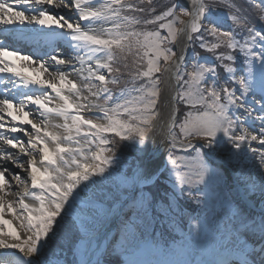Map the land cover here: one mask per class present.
Here are the masks:
<instances>
[{
  "label": "snow or ice",
  "instance_id": "obj_1",
  "mask_svg": "<svg viewBox=\"0 0 264 264\" xmlns=\"http://www.w3.org/2000/svg\"><path fill=\"white\" fill-rule=\"evenodd\" d=\"M245 2L247 7L234 0H187L190 7H184L182 0L166 6L158 0H0V25L47 29L48 38L67 40L76 52L72 59L80 64L72 67L78 77L72 79L59 70L71 67L72 61L59 54L35 59L0 44V73L8 75L13 88L27 89L9 96L5 86L0 98V264H76L57 255L53 238L60 232L72 233L75 222L70 218L76 215L80 192L109 178L119 144L131 142L137 153H143L156 134L165 72L175 78L171 99L187 106L182 118L180 108L173 106L160 129L172 165L171 176L164 177L169 171L165 165L161 177L170 179L172 187L157 177L154 185L162 195L159 191L133 195L125 213L126 230L141 227L133 216L147 218L157 207L176 212L186 188L192 199L193 191H200L194 186L220 183L223 177L209 164L215 157L255 155L258 150L252 142L264 148V0ZM57 8L72 15L54 11ZM182 36L187 43L198 42L211 56L196 53L188 70L184 48L179 55L173 50ZM237 53L243 56L239 67ZM53 65L56 71H50ZM218 68L227 74L223 82ZM257 71L259 100L254 95ZM93 112L95 119L87 115ZM257 120L261 126L250 132L248 126ZM178 149L187 154L177 155ZM259 158V182L243 177L244 196L233 212L240 255L210 264H264V151ZM6 164L24 169L27 178L10 172ZM158 169V163L153 167L141 161L123 182L130 178L133 184L144 183ZM9 177L24 184L30 180L31 190L8 199ZM127 204L125 200L120 211ZM76 219L87 231L90 225L78 215ZM150 223L145 219L144 226ZM21 232L28 235L22 238ZM78 238V232L72 235L73 240Z\"/></svg>",
  "mask_w": 264,
  "mask_h": 264
},
{
  "label": "rangeland",
  "instance_id": "obj_2",
  "mask_svg": "<svg viewBox=\"0 0 264 264\" xmlns=\"http://www.w3.org/2000/svg\"><path fill=\"white\" fill-rule=\"evenodd\" d=\"M158 2L161 6H166L174 2V0H158ZM234 2L239 6L247 7L245 0H234ZM174 46L173 50L175 51ZM223 50L220 49L219 51ZM196 53H199L202 57L211 56L210 53L199 47L198 42L191 44L188 57L184 62L188 70L192 69ZM237 55L239 56L237 67H239L243 56L238 53ZM201 62L204 61L201 60ZM258 64L259 62L257 61V67ZM218 72L220 73L221 82H223L227 74L222 68H218ZM237 75H243V73L238 72ZM255 76L254 95L259 100L258 71ZM125 79H127L126 73ZM121 86L123 84L117 86V89ZM251 99L252 96L250 95L249 103H251ZM177 107L180 108V117L182 118L183 113L187 111V106L181 102L177 104ZM236 114L239 115L240 113ZM258 115V112H253V116ZM92 118L95 119L96 117ZM241 119H243V116H241ZM249 131L252 132L254 130L249 128ZM143 147V153H137L135 147L131 146V142L120 143L116 149L117 163L113 166L111 175L102 184L92 185L88 202L95 204L96 208L99 209L100 217L95 223V228L89 231L96 232L100 228L102 229L106 221L105 216L109 205L111 204L112 206L124 202L125 198L133 190L134 184L130 178L129 183H124L123 178L146 155V145ZM189 153L195 155L191 149ZM176 154L186 155L187 153L181 152L178 149ZM221 156H223V160L214 158L213 161H209V164L220 173L223 180L220 183H210L207 187L205 185L194 186V188H199L200 191H193L192 199L187 197L186 188L185 195L180 198V206L176 212L165 213L157 207L155 213L149 210L147 218L133 216V221L141 225V227L135 231H128L124 228V222L126 221L125 213H129L132 201L128 202L123 207V211H121L119 221L100 260L101 264H117V262L118 264H210V262L224 259H236L240 255L239 241L234 231L235 221L233 219V212L237 204L230 195L231 183L222 167H235L245 172L248 169L251 170L253 166L251 164L241 165L240 161L242 160L250 161L245 154L236 157H233L232 154H221ZM224 157L227 158V161L224 160ZM166 165L169 171L164 172V177L171 176L172 165L168 163L167 155ZM160 178L162 184L168 188L172 187L170 179L161 176ZM11 180L15 181L12 178ZM15 185L17 184L15 183ZM237 185L241 186L242 183L239 182ZM158 191L161 195L163 194L162 190L153 184L141 189L136 197ZM219 192H222L226 196V199L221 202H217L215 199ZM117 196L119 197V201L115 200ZM197 199L200 201L199 204L196 202ZM86 209L91 208L88 207ZM70 219L75 222V227L72 229V233L66 232L68 236L64 240L72 238V235L81 229L80 224L75 218L71 217ZM145 219L151 222L150 226H144ZM196 224L199 225V228L194 227ZM22 233L24 237L28 235L26 232ZM79 236H83V232H80ZM54 239L55 237L52 244L55 241ZM70 252L69 250H65L64 252L61 250V254L57 255L73 261Z\"/></svg>",
  "mask_w": 264,
  "mask_h": 264
},
{
  "label": "bare ground",
  "instance_id": "obj_3",
  "mask_svg": "<svg viewBox=\"0 0 264 264\" xmlns=\"http://www.w3.org/2000/svg\"><path fill=\"white\" fill-rule=\"evenodd\" d=\"M59 3V0H57ZM184 7H190L187 3V0H182ZM54 11L60 12L61 14H65L66 16H71L72 13L63 9V8H57ZM106 27L109 25H105ZM47 29H40V26H22V25H11V26H3L0 25V42H7V46L22 51L24 55H32L35 59H40L42 56L45 60L48 59L49 55H57L59 54L62 58L71 60L72 66H59L60 71H65L67 73H70L72 79H78L77 74L72 71V67L79 68L80 64L72 59L76 52L69 46L67 40L64 39H50L48 38L45 33L47 32ZM186 45V47H185ZM188 46H191L190 43L186 42V37H181L180 40L177 42V44L174 46L175 51L180 54V50L184 48V56L186 55V49ZM83 54V53H81ZM57 66L53 65L50 71H56ZM107 74V73H105ZM45 76L48 75V73L44 74ZM8 75L4 73H0V98H4V87L7 86L10 89V92L8 93L9 96H11L12 93H18V92H24L27 91V89L20 87L18 89L13 88L12 83H8ZM162 94H161V110H162V120L158 121L157 123V131L156 134L148 139L146 142V156H144L141 161L145 164L151 165L155 167V165L159 164V169L154 173L153 177L148 179L144 183H137L134 184V186H143L148 187V184L150 181L155 180L157 177L161 176L162 172V166L164 162V157H161L158 154V151L163 144L161 141L163 140V132L160 130L162 123L165 122L168 114L170 113L171 109L175 104L177 105L176 101L172 100L171 97L174 95V88H175V78L174 75L171 72H165L162 76ZM87 94V93H85ZM258 94L260 95V92L258 91ZM260 115V113H258ZM89 118L96 117L95 113H87ZM7 119V118H6ZM55 122H61L54 118ZM250 123V122H249ZM261 126L260 121L257 120L256 123L252 126H248L252 130H258ZM12 135H18L23 138V136L20 133H14ZM26 143V141H25ZM7 148V146H4ZM252 148L257 149L258 151L254 155L251 152H246V156L249 158L248 160H242L240 161L241 165H249L251 164L253 168L251 170H246L245 172L238 170L235 167L230 168H223L225 173L231 177L228 180L231 183V189H230V195L233 198L234 202L237 204V200L241 199L244 196L242 185L239 186L237 183L241 182L243 177L251 176L253 180H255L257 183L260 179V172H261V166H260V158L259 154L260 151H264V148L258 143V142H252L251 144ZM39 159V157H37ZM215 159L223 160V156H217ZM224 160L227 161V158L224 157ZM25 163V169H27V163L24 158H22V161ZM6 167H8L10 172H17L19 171L20 175L23 178H27L25 175L24 169H18L13 165L6 164ZM243 174V175H242ZM7 175V174H6ZM9 181L11 184V188L8 190L10 192V195H8V199L10 200H16L18 195L25 190H31V183L30 180L27 184L13 181L11 180V177H9ZM15 183L17 185H15ZM19 185V186H18ZM92 189V185L89 186L87 190L80 192V197L77 199L75 204V214L78 215L81 219H83L90 227L85 231L84 229L77 230L76 232L80 233L83 232V236H79L78 239L73 240L72 238L64 240L68 234L66 232H60L58 233L57 237H55V241L52 244L54 250L57 254H61V250L63 252L66 250H69V247H71V257L73 261L76 262V264H79L80 260L84 261H91L92 264L97 259H100L103 256V253L105 251V248L107 247L111 235L113 234V231L116 228V225L120 218V204L112 205V210L107 211L106 213V221L103 225L102 229L100 228L96 232L89 231L92 228H95V223L97 219L100 217L99 209L96 208L95 204H90L88 202V197L90 196ZM240 189L238 192L237 190ZM228 197V196H227ZM217 202H221L226 199V196L219 192L217 195V198H215ZM256 197H252V200L255 201ZM29 203H32V201H29ZM257 208L259 207L258 204L255 205ZM91 209H86V208ZM76 215H73V218L76 219ZM6 219H11L10 214H6ZM78 223L80 224L79 220L76 219ZM15 223V222H14ZM81 226V225H80ZM21 237L25 238L22 236ZM69 238V237H67ZM0 252H3V250H0Z\"/></svg>",
  "mask_w": 264,
  "mask_h": 264
},
{
  "label": "water",
  "instance_id": "obj_4",
  "mask_svg": "<svg viewBox=\"0 0 264 264\" xmlns=\"http://www.w3.org/2000/svg\"><path fill=\"white\" fill-rule=\"evenodd\" d=\"M189 50H190V47L188 46V48L186 49V55L188 54ZM184 55H185V54H184ZM186 59H187V56H185V60H186ZM175 106L177 107L176 104H175ZM166 153H167V148H166V146L163 144V146H161L160 149H159V151H158V154H159L161 157H164L163 166H162V168H161L162 170H163L164 167H165V156H166ZM145 156H146V155H145ZM143 159H144V158H143ZM153 181H154V180L150 181L149 184L153 183ZM140 188H141V186H135V187L133 188L132 192L126 197V200H127V201H130V200H131V197H132L133 195L136 196V194L139 192ZM123 203H124V202L119 203V204H120V207H121V205H122Z\"/></svg>",
  "mask_w": 264,
  "mask_h": 264
}]
</instances>
